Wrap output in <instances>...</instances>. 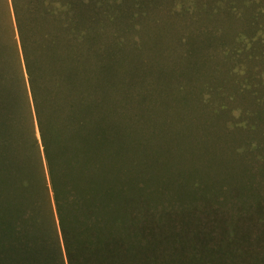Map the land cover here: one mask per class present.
Returning <instances> with one entry per match:
<instances>
[{
	"label": "trees",
	"instance_id": "obj_1",
	"mask_svg": "<svg viewBox=\"0 0 264 264\" xmlns=\"http://www.w3.org/2000/svg\"><path fill=\"white\" fill-rule=\"evenodd\" d=\"M163 1L0 0V264H264V137L230 138L264 116V0ZM166 14L189 19L176 44ZM226 63L241 125L214 100ZM174 129L240 176L193 135L177 161Z\"/></svg>",
	"mask_w": 264,
	"mask_h": 264
},
{
	"label": "rangeland",
	"instance_id": "obj_2",
	"mask_svg": "<svg viewBox=\"0 0 264 264\" xmlns=\"http://www.w3.org/2000/svg\"><path fill=\"white\" fill-rule=\"evenodd\" d=\"M157 1V0H155ZM160 1V0H159ZM171 0H164L163 1V5H165L167 7V5L170 3ZM203 2V5H204V2H207L206 0H200ZM259 3L261 4L262 7H264V1H259ZM74 7V11H75V15H89L91 12H86L84 11L82 8H78L77 5H75L74 3H72ZM202 4V3H201ZM241 9V8H239ZM88 10V9H87ZM242 10H245L242 9ZM168 15V16H166ZM166 15H163V17L165 18L164 20L166 21V23L168 24V26H165L164 27V30H166V32H164L163 34H165L166 36V39L173 43V44H176L177 43V39L180 38V36L184 33V30H185V25H187L188 27H190V24H188L187 20H189L187 17L185 16H182V17H172V18H169L171 17L169 14H166ZM227 19H225V22ZM12 22H13V19H12ZM230 22L232 23V19L230 20ZM233 24H236V22H234ZM256 27H259L260 29H262V33L264 35V19L263 20H260L258 22V25L255 26L254 28ZM254 28L250 31V35L249 36H252L254 37L253 39H251V41H255L256 39L255 38H258L259 35H254ZM238 29V27L236 28H232V30H236ZM248 31V30H247ZM259 34V33H258ZM165 44V43H164ZM258 48L260 49V51L262 52L264 49H263V46L262 45H259ZM242 64L244 65V68L246 66L250 67L251 69V73L252 75H256L257 73H259L260 71V67L257 66V65H251L249 63H246L245 60H241ZM247 64V65H246ZM218 68V67H217ZM216 68V69H217ZM209 69V68H207ZM222 69V75L220 72H218V74L214 75L213 76V83H216L217 86H221V88H223V92H224V97L225 98H230V99H226L227 101H225V98H222V97H215L214 100L217 104H223L227 107L228 110L231 111V113H227V114H224L223 115V119H228L229 121L233 122V123H236L238 125H241L242 124V119L239 117V112L240 110H246V111H249L251 110V105L248 103V100L253 94H247V93H242V92H237L239 87H245V84L248 83L247 80H244V78L246 77V75H244L243 78H241L242 76V73H238V78L236 77V81H233V80H230V79H235L234 75L233 76H225V73L224 71H227V69L229 71V73H232V71H240L239 70V67H237L236 64H232V63H226V65L221 68ZM264 69V68H263ZM262 69V70H263ZM203 67L201 68V71H203ZM151 77L153 76V74L151 73L150 75ZM229 78V79H228ZM201 80H199L200 82ZM198 82H195L194 86L196 87L197 89V93L200 92L198 90ZM235 84V91H233V85ZM252 85V83H251ZM194 87V88H195ZM257 88L256 86V82L254 84V86L251 88L252 91H255ZM202 93V92H201ZM261 93H263V91H261ZM203 94H207V91H203ZM207 130V129H205ZM222 129L217 127V125H214L213 128H210V132H214V133H219ZM202 131V132H201ZM170 132V136H171V139L169 138H166V142L168 144H165V145H169L171 144V149H176V153L175 156H177V161H180L181 159L182 160H187L189 159V155L191 153H197L196 149L194 146H190L188 143L189 141L191 140L190 138H193V136H197V137H200L203 142V145L206 146V147H210L212 150L214 151H211L214 155V159H217L218 162H219V173H216V176H219L220 175V170L222 168H225L226 169V172L228 173V175H231V176H236L238 174V176H240V172H238V166H236V164H239L237 163V161L235 159H232L233 157L232 156H228L226 153L228 152V150L226 148H223L218 142L217 140H213V142H209L208 140L204 141V135H205V131L201 130V129H189V130H171L169 131ZM198 132V133H197ZM264 116H263V120H262V123H261V126L259 127V129L257 130H252V131H249V132H245V131H240V130H234L232 134H230V138L231 140H234L235 142H238V143H244V142H249V141H252L253 145H256L260 140L261 138L264 137ZM193 135V136H192ZM221 137H224L223 136V133L221 131ZM214 138V137H213ZM177 142H181L183 144H185L184 146L182 145V148L181 146L179 145H176L172 148V143H177ZM192 144V143H190ZM210 145V146H208ZM264 145V144H263ZM168 146V147H169ZM264 148V146H263ZM179 149H182L183 153L181 156H180V152H179ZM223 154H225L227 157L223 156ZM208 160V159H206ZM264 160V159H263ZM197 161V159H191L189 161V165H193L195 162ZM264 162V161H263ZM256 165H250L249 166V169L255 167ZM232 171L230 174L229 172ZM141 172H143V170H141ZM199 173L203 174L204 172L202 170H199L198 171ZM262 172L264 173V167L262 169ZM255 173V171H251V174Z\"/></svg>",
	"mask_w": 264,
	"mask_h": 264
}]
</instances>
